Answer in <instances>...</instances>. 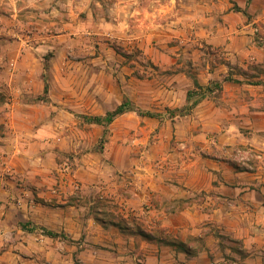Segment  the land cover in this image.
<instances>
[{
  "label": "crops",
  "instance_id": "1",
  "mask_svg": "<svg viewBox=\"0 0 264 264\" xmlns=\"http://www.w3.org/2000/svg\"><path fill=\"white\" fill-rule=\"evenodd\" d=\"M228 1L0 0V206L15 208L21 227L32 221L75 240L70 243L36 228L27 232L29 243H20L29 249L27 256L20 246V259L28 258L30 264H264V162L238 169L225 160L228 156L203 155L201 145L177 152L176 164L137 172L139 180L123 184V172L106 165L101 152L75 157L72 167L57 161L59 153L74 149L73 136L60 134L68 123L104 133L105 125L84 121L70 110L74 107L68 94L111 92L115 87L113 73L91 74L84 65L106 61L99 50L110 44L105 34L114 40L131 35L149 49L145 37H174L176 31L205 21L200 27L205 41L221 47L226 60L264 65V44L253 36L257 20L237 11L242 24L230 23ZM259 2L252 0L249 11ZM228 70L225 63L207 69L206 81L218 80ZM96 75L110 83L84 84L85 76ZM172 81L170 92L176 93V108H182L194 81L182 71ZM231 85L258 95L253 102L240 95L209 108L213 114L226 110L243 128L219 141L253 146L264 157V108H256L264 83L227 81L224 91ZM210 101L203 99L195 108L209 107ZM176 137L193 141L202 135H181L178 128ZM56 168L59 181L54 179Z\"/></svg>",
  "mask_w": 264,
  "mask_h": 264
},
{
  "label": "rangeland",
  "instance_id": "2",
  "mask_svg": "<svg viewBox=\"0 0 264 264\" xmlns=\"http://www.w3.org/2000/svg\"><path fill=\"white\" fill-rule=\"evenodd\" d=\"M228 2L232 3L228 12H233L229 17V22L242 24L238 19L236 13L238 9H236L235 4L240 6L239 3L243 2L244 7L242 9L246 11L244 15L250 21L257 20L253 23L256 27L253 36L258 42L264 44V0H260L259 7L255 11H253L254 9L249 11L252 0H229ZM252 8L254 7L252 6ZM208 12L215 13V10ZM39 16L41 15L38 14ZM202 24H205V21L195 24V27H188L185 32L176 31L174 37L163 34L145 37L144 42L150 46L149 49L146 46L138 45V39L131 35L123 34L122 37L118 36L114 40L111 34H105L103 39L110 44L99 50L106 61L98 63L90 60L86 61L84 65L86 72L90 70L91 74H97L99 70H103L106 75L113 73L115 75V78L113 77L115 87L112 88L111 92L101 90L93 93L85 91L68 94V103L75 108V110L74 108L70 110L84 120L86 115H106L105 110L108 107L112 105L115 107L121 100L130 98L135 106L141 110L158 112L161 113V116H141L135 111H127L125 114L116 117L113 129L109 126L108 129L105 127V134L102 135H99L93 126H85L84 123L76 125L70 122L60 134L66 138H68L67 135L70 138L73 136L74 149L69 153H59L57 155L58 163L72 167L77 162L75 157L80 158L83 154L94 151L101 152V158H104L106 165L123 172L121 173L124 177H120L119 181L126 184L140 179V175H135L137 172L139 174V172L153 171L176 164L177 152L189 151L190 147L201 149V145L205 146L202 149L203 155L211 154L210 156L213 158L228 156L225 160L235 167L239 166L240 169L242 167L250 169L258 163L264 162L262 153L253 146L221 143V140L219 141L220 136L223 137V141H227L234 135H238V132L243 128L236 123L235 116L230 117L224 114L226 110H219L213 114V110L209 109L214 104L219 106L233 102V99L237 96L241 97L240 95H242L241 99L244 98L245 101L253 102L254 96L258 95L254 91L246 90L245 93H242L238 91L237 86L231 85L227 87L226 91L223 89L225 97L223 91L210 94L204 98L212 100L208 104L209 107L204 104L199 109L193 108L190 114L184 115L186 119H182L183 116L176 119V115L172 116L169 112V109L176 108V93L170 92L174 85L172 80L176 72L194 74L198 80L199 78L205 80L203 85L206 86L214 81L213 79L206 81L207 69L213 70L214 67H219L222 63L228 65L227 62H230L226 60V55L221 47H213L205 41V36L201 33L202 29L200 28ZM177 25L180 24H176V29L178 28ZM40 33L43 34L44 32L41 31ZM125 39L128 41L127 43L124 42ZM152 54H159L161 60L155 61ZM230 64L228 72L231 70L236 78L243 80L242 83L264 81V65L261 63L251 60L244 64L231 62ZM84 79L85 85L110 83L107 77L100 78L97 75L94 77L85 76ZM196 88L194 85L192 89ZM256 104V108H264L263 95L258 96ZM232 106L239 109L236 103H233ZM68 118L72 119L69 114ZM176 121L178 127H176ZM176 128H179L181 135L191 132L195 135H202V138L193 141L178 138L176 137ZM226 151L228 155L225 153ZM91 158L96 161L99 157L94 158L92 156ZM54 172V179L59 181L60 172L57 168ZM55 182L53 180V183ZM101 201L99 199L98 204ZM3 209L7 211L8 215L3 214L0 217V255L3 256L0 257V264H30L28 258L20 259L18 256L21 247L24 249V253L29 255V249L20 244L21 242L26 244L30 242V235L27 233L29 230L25 229V233L21 231L20 224L22 222L18 219L15 208L0 206V213ZM26 223L28 228L34 226L32 221ZM37 226L38 229L45 228L44 226ZM18 260H22L24 263H20Z\"/></svg>",
  "mask_w": 264,
  "mask_h": 264
},
{
  "label": "trees",
  "instance_id": "3",
  "mask_svg": "<svg viewBox=\"0 0 264 264\" xmlns=\"http://www.w3.org/2000/svg\"><path fill=\"white\" fill-rule=\"evenodd\" d=\"M236 9L238 11H243L244 13L246 12L245 9H242L240 6L235 4ZM227 64L230 66V62H227ZM264 72V70H263ZM194 81V85L197 87L196 89H190L187 93V103L182 107V108H174V109H169V112L172 116H175L178 112L181 115H185L193 110L195 106L202 101L204 98L208 97L210 94L220 91L222 92L224 89V83L227 81H235V82H243V80L236 78L234 76V73L230 70L226 75H224L221 79L219 80H214L212 81L211 84L209 85H202L198 78L194 74H190ZM264 81H257V82H252V83H263ZM47 91V87H46ZM191 103V104H190ZM127 111H135L141 116H150V117H157L161 116V113L158 112H153V111H144L135 106L134 102L130 98H125L120 104H118L114 109L109 110L106 112V115H93V116H84L85 120L91 123H97V124H103L105 125L106 129H108L109 124H111L115 118L118 115H121ZM105 129V131H106ZM105 134V133H104ZM238 169L239 166H236ZM22 227L24 229H27L29 231H34L36 228H38L37 225H34L31 228L27 227V224H22ZM43 234L49 235L52 237H64L66 238L70 243H74L75 240L72 238L67 237L64 233H59L54 230L48 229V228H42Z\"/></svg>",
  "mask_w": 264,
  "mask_h": 264
}]
</instances>
